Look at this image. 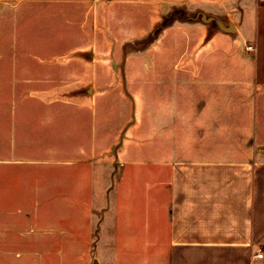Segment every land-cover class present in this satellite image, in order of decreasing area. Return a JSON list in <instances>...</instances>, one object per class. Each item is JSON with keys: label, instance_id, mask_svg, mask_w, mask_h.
<instances>
[{"label": "crops", "instance_id": "obj_1", "mask_svg": "<svg viewBox=\"0 0 264 264\" xmlns=\"http://www.w3.org/2000/svg\"><path fill=\"white\" fill-rule=\"evenodd\" d=\"M239 5L236 20L169 18L158 46L144 50V64L128 67L129 97L75 103L79 133L61 144L63 170L49 157L47 170L63 175H48L46 194L36 179L25 196L23 178L5 172L25 164L0 160V199H46L62 184L57 196L67 211L59 217L69 221L58 237L41 232L37 243L47 255L36 261L13 252L18 221L0 216V264H264V255L255 257L264 252V0ZM18 54L14 65L0 64L5 88L9 75L29 82L25 70L37 76L35 91L54 87V75L38 76L45 56L32 52L27 67ZM93 81L86 93L104 84Z\"/></svg>", "mask_w": 264, "mask_h": 264}, {"label": "rangeland", "instance_id": "obj_2", "mask_svg": "<svg viewBox=\"0 0 264 264\" xmlns=\"http://www.w3.org/2000/svg\"><path fill=\"white\" fill-rule=\"evenodd\" d=\"M19 1L0 0L6 18L0 26V64L7 61L8 66L14 65L18 52L24 55L27 67L31 66L27 61L34 52L45 56L40 58L39 79L55 76L54 87L40 92L33 89L32 78L37 76L31 71L24 73L29 82L19 84L9 75L6 88L0 83V160L7 157L8 163L25 164L5 170L8 178H23L25 196L36 188L32 180L41 181L39 192L46 194L48 175L52 171L57 177L63 175L61 144L79 133L83 119L79 105H92L99 98L118 101L129 97L128 67L144 64V50L150 44L158 46L160 31L170 23L169 18L192 20L214 15L236 20L241 7V0H171L172 4L166 0H42L52 5H16ZM96 69L102 73L95 74ZM95 76L102 78L103 86L86 93L85 86L92 85ZM65 77L71 81L64 82ZM40 98L52 104H39ZM49 157L62 170H47ZM65 188L56 185L50 197L32 196L25 203L11 194L0 199V216L18 221L14 253L23 252L24 259L41 261L47 255L37 243L44 237L41 232L49 231L44 233L46 239L68 233L69 221L59 217L67 208L57 196L64 194ZM92 188L95 191L97 186ZM77 190L72 187V192ZM28 213L34 219L27 218ZM29 229L32 235L22 239L19 232ZM48 253L52 255L53 249Z\"/></svg>", "mask_w": 264, "mask_h": 264}, {"label": "built area", "instance_id": "obj_3", "mask_svg": "<svg viewBox=\"0 0 264 264\" xmlns=\"http://www.w3.org/2000/svg\"><path fill=\"white\" fill-rule=\"evenodd\" d=\"M246 50L249 51V52H252V51H254V48L252 46H247ZM263 255H264V252L261 253V254L255 255V257L258 258V259H261L263 257Z\"/></svg>", "mask_w": 264, "mask_h": 264}, {"label": "water", "instance_id": "obj_4", "mask_svg": "<svg viewBox=\"0 0 264 264\" xmlns=\"http://www.w3.org/2000/svg\"><path fill=\"white\" fill-rule=\"evenodd\" d=\"M229 29V31H231V27L230 28H228Z\"/></svg>", "mask_w": 264, "mask_h": 264}]
</instances>
